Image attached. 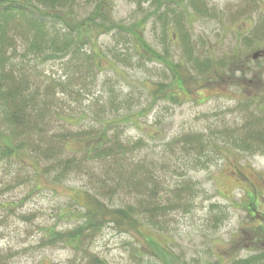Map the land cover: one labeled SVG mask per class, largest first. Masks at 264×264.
Wrapping results in <instances>:
<instances>
[{"label": "rangeland", "instance_id": "obj_1", "mask_svg": "<svg viewBox=\"0 0 264 264\" xmlns=\"http://www.w3.org/2000/svg\"><path fill=\"white\" fill-rule=\"evenodd\" d=\"M107 7L0 19V264H264V0Z\"/></svg>", "mask_w": 264, "mask_h": 264}, {"label": "trees", "instance_id": "obj_2", "mask_svg": "<svg viewBox=\"0 0 264 264\" xmlns=\"http://www.w3.org/2000/svg\"><path fill=\"white\" fill-rule=\"evenodd\" d=\"M67 2V0H0V19L7 20L10 16L17 13L19 16L26 18L28 24L36 30L43 31L47 29V23L51 22L56 30L61 29L60 25L66 26V33L69 35L74 34V30H77L76 32L79 34L78 37L80 39L85 37L82 33L88 27H91L93 32L96 29L99 32H109L113 28L123 27L111 17L110 9L107 7V2H110V0H104L99 3L98 8L95 10L98 12L80 23L71 20L72 12L68 9ZM130 31L133 33L134 38L140 41L142 48L150 49L151 46L149 47L143 39V22L134 24L130 27ZM86 34L89 35L88 33ZM0 42L2 43L0 46L3 47L5 42L1 35ZM155 55L160 60V56ZM93 223L94 221H89L88 224L90 225L87 228L92 227ZM239 262H241L240 264H245V261Z\"/></svg>", "mask_w": 264, "mask_h": 264}, {"label": "water", "instance_id": "obj_3", "mask_svg": "<svg viewBox=\"0 0 264 264\" xmlns=\"http://www.w3.org/2000/svg\"><path fill=\"white\" fill-rule=\"evenodd\" d=\"M259 54H260V52H259V51H258V52H256V53H254V57H257Z\"/></svg>", "mask_w": 264, "mask_h": 264}]
</instances>
